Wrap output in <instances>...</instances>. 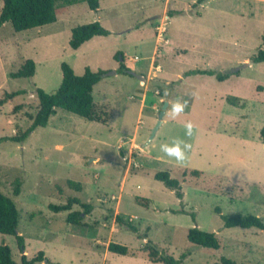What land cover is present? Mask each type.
Here are the masks:
<instances>
[{"label":"rangeland","instance_id":"374dc122","mask_svg":"<svg viewBox=\"0 0 264 264\" xmlns=\"http://www.w3.org/2000/svg\"><path fill=\"white\" fill-rule=\"evenodd\" d=\"M197 1L100 0L98 11L87 0L58 2L55 23L23 32L11 23L0 29V100L24 91L0 104V138L30 128L39 110L36 90H58L62 63L76 75L86 68L103 72L94 101L111 111L102 124L57 109L47 127L24 142L0 144V189L17 206L28 258L45 254L36 264H165L150 261L148 242L181 264H222V258L264 264V229L226 228L222 219L255 215L264 223V63L253 61L263 46L264 0ZM96 21L109 35L73 50L72 29ZM27 60L35 62V76L13 78ZM122 62L147 82L122 73ZM194 69L238 74L223 82L186 75ZM177 101L187 107L173 118ZM165 102L163 123L151 138ZM189 121L192 137L185 134ZM174 140L192 145L183 164L161 151ZM159 172L179 181L182 199L156 179ZM70 198L93 206L81 225L68 222L71 212H84L81 205L59 212L50 207ZM195 227L214 233L220 248L191 243L188 232ZM111 242L131 254L111 253ZM2 244L19 264L17 238L0 233Z\"/></svg>","mask_w":264,"mask_h":264},{"label":"trees","instance_id":"16d2710c","mask_svg":"<svg viewBox=\"0 0 264 264\" xmlns=\"http://www.w3.org/2000/svg\"><path fill=\"white\" fill-rule=\"evenodd\" d=\"M205 0H198L197 5ZM58 2H64L67 5H76L81 0H3V8L0 13V29L5 23H11L15 32H23L34 28L43 27L55 23L58 19L59 7ZM88 6L93 11L100 8V0H87ZM174 16V15H172ZM109 31L105 29L99 21L77 26L72 29L70 46L73 50H78L83 44L92 40L97 36H108ZM117 54V58L119 55ZM125 57L124 54H121ZM255 63H264V36L263 46L258 50L253 58ZM63 79L58 90L49 94L43 89L38 88L36 94L39 99V110L33 124L25 132L13 137L0 138V144L3 141L10 140L13 142H24L28 136L38 127H47L52 116L57 113V109H62L69 113L80 116L88 121L107 124L111 118V111L106 107L98 106L94 101V88L99 83L103 72H93L90 68H86L83 75H76L74 70L67 63L61 65ZM120 71L129 74L130 69L124 62L121 63ZM36 73V64L33 60H27L21 69L11 76L17 78H32ZM238 72H218L213 69H194L186 75H203L215 77L218 81L223 82ZM24 94V91L7 93L4 99L0 100V104L7 102L18 95ZM261 138L264 143V129L261 130ZM190 174L199 177L202 172L198 170L190 171ZM1 175V167H0ZM156 179L163 182L168 188L176 190V195L182 199L183 193L179 181L173 179L169 172H159L155 175ZM68 185L78 191H82L80 183L69 181ZM21 193V183L16 181L14 195ZM74 204L81 205L85 210L74 211L69 214L68 222L81 225L85 215L92 212L93 206L81 202L78 198H70L68 203L60 206L51 205V209L59 211H71ZM119 221L123 220L118 217ZM226 228H242L264 229L263 220L255 215H222ZM19 211L15 202L4 195L0 189V233L5 235H13L17 238L19 248L22 253L21 262L19 264H36L42 263L46 259L44 252H39L37 256L28 258L25 250V241L23 236L18 233ZM132 228L131 224H127ZM188 240L198 246L219 249L220 244L214 233H208L200 230L198 227L192 228L188 232ZM108 250L111 253L127 256L131 254L129 247L118 244L109 243ZM150 261L153 263L165 264H181L182 260H176L173 257L161 253L159 248L148 242L145 246ZM183 258L185 256H182ZM0 264H17L13 260L12 250L9 246L0 245ZM222 264H239L233 260L222 258Z\"/></svg>","mask_w":264,"mask_h":264},{"label":"clouds","instance_id":"9594fccd","mask_svg":"<svg viewBox=\"0 0 264 264\" xmlns=\"http://www.w3.org/2000/svg\"><path fill=\"white\" fill-rule=\"evenodd\" d=\"M167 94V90H166ZM193 96L196 95V93L192 94ZM187 107V102L181 103L177 101L176 103L171 105V114L173 118L178 117L181 115L185 108ZM185 134L188 137H192L194 134L195 125L189 121L185 125ZM183 145V148L181 147ZM192 149V145L190 143H187L185 141L180 140H174L171 145L169 144H163L161 145V151L169 158H174L177 163L183 164L185 160L187 159V152Z\"/></svg>","mask_w":264,"mask_h":264},{"label":"water","instance_id":"95a60500","mask_svg":"<svg viewBox=\"0 0 264 264\" xmlns=\"http://www.w3.org/2000/svg\"><path fill=\"white\" fill-rule=\"evenodd\" d=\"M120 58H121V60L123 61L122 57H120ZM128 72H129L130 75L136 77L137 79L141 80L142 82H147V78H146V76L141 75V74H137V73H135V72H133V71H128ZM108 75H116V72H112V73H110V74H108ZM168 104H169L168 102H165V103H164L163 108H162V110H161V112H160V114H159V120H158V123H157L156 127H155L154 130H153V135H152L151 138H153V137L155 136V133L157 132V130H158V129L160 128V126L162 125V123H163V118H164V116H165V114H166V112H167Z\"/></svg>","mask_w":264,"mask_h":264}]
</instances>
